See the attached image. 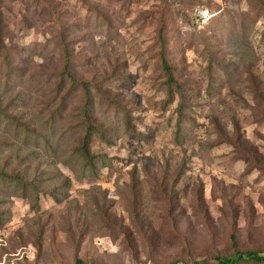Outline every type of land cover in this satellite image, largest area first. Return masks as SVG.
Returning a JSON list of instances; mask_svg holds the SVG:
<instances>
[{"label":"rangeland","instance_id":"374dc122","mask_svg":"<svg viewBox=\"0 0 264 264\" xmlns=\"http://www.w3.org/2000/svg\"><path fill=\"white\" fill-rule=\"evenodd\" d=\"M0 20V264H220L231 234L264 253V8L0 0ZM88 94L98 174L63 128Z\"/></svg>","mask_w":264,"mask_h":264},{"label":"trees","instance_id":"16d2710c","mask_svg":"<svg viewBox=\"0 0 264 264\" xmlns=\"http://www.w3.org/2000/svg\"><path fill=\"white\" fill-rule=\"evenodd\" d=\"M250 2L252 3V5L254 6H258L259 8H264V0H250ZM1 21V20H0ZM0 33H2L1 29H0ZM161 63H162V67L165 69L166 73H168L169 76V85L172 84H177L178 82V78L176 75V72H174V68L173 65L169 63L168 59H167V55L164 52V50H162L161 52ZM71 61L66 57V62H65V74L69 75L70 79H72L73 83H78L79 81H81V79H79V77H77L75 74H73V72L71 71ZM61 82H59V86H61ZM86 90L88 91V86L89 83H85V82H81ZM87 93H90V91H88ZM184 95V94H183ZM65 97L63 98V100H65ZM87 102L84 104V106H80L81 109V115L83 116L82 119L76 121L73 118L71 119V121H67L66 126H63V128L67 131L69 130L72 125H76V126H81L80 129V136L78 137V143L77 146V153L79 154L78 156L80 157L81 161H83L84 163V167L86 170H94L96 172V174H98L99 169H100V163H103L102 165H105V162H101L102 159L101 157L103 155L100 154H94L92 152V148H91V143L93 140V135L96 133H99L97 131V126L93 123L92 118L94 117V114L91 113L90 108H92V102L93 99L91 97V95L88 94L87 97ZM263 99V98H262ZM180 108L183 106L185 100L184 97H182L180 99ZM264 100V99H263ZM63 105V104H62ZM61 105V106H62ZM54 113H56L54 111ZM53 113V114H54ZM73 120V121H72ZM179 128H181V125L179 126ZM219 132H221V129H219ZM234 145L238 146L239 149H241L242 151H246L248 152L244 146L240 145L238 141L235 142V140L233 142ZM249 153V152H248ZM253 160H255V162L261 164L260 158H256L254 157ZM0 174H5L4 177L10 180H17L18 177L14 176L12 174L6 173L4 170H0ZM168 193V191H167ZM174 198L173 194H165V200L170 204V207H172V199ZM231 246L233 249V252L230 256L227 255H216L214 256V258L217 259V262H219L220 264H244L247 262H256V261H264V253L260 252L258 249L255 250H240L238 248V243L236 240V236L234 234H231ZM77 263L78 264H89L86 260H84L83 258H77ZM200 264L202 262H199ZM172 264H177L176 262H173Z\"/></svg>","mask_w":264,"mask_h":264},{"label":"built area","instance_id":"2783aa9c","mask_svg":"<svg viewBox=\"0 0 264 264\" xmlns=\"http://www.w3.org/2000/svg\"><path fill=\"white\" fill-rule=\"evenodd\" d=\"M209 16H210V14H209L208 10L199 9L196 11L194 21H192V22L195 26H201L202 24L206 23Z\"/></svg>","mask_w":264,"mask_h":264}]
</instances>
